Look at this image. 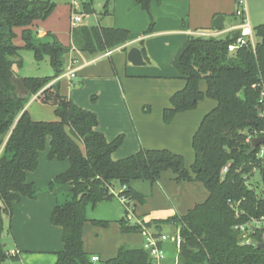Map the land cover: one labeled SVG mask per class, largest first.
<instances>
[{"label": "trees", "instance_id": "obj_1", "mask_svg": "<svg viewBox=\"0 0 264 264\" xmlns=\"http://www.w3.org/2000/svg\"><path fill=\"white\" fill-rule=\"evenodd\" d=\"M81 1L87 15L96 13L95 0ZM102 1L100 17L113 16L114 0ZM155 1L160 5L163 0H134L132 4L148 17L144 36L156 27ZM55 7L50 1L0 0V264L20 260L21 253L8 255L2 241L4 219L10 218L15 203L22 198H37L39 188L28 182V174L38 169L40 154L48 144L50 161L69 162L67 171L58 175L49 189L66 184L71 187L70 199L57 204L51 217L52 224L62 229L64 244V249L56 253L55 264H152L143 245L121 246L116 257L94 263L84 248L83 230L88 207L117 196L126 201L121 231L141 233V225H128L129 210L135 214L137 205L146 204L153 186L166 171L174 174L175 181L199 182L208 192L203 203L181 217L149 222L140 217L156 236L163 233V226L176 224L182 237L178 264H264V250L253 244L243 245L235 230L249 216L264 215V160L258 157L260 148L253 149L250 142L264 135V23L253 28L254 45L248 40L234 52L229 47L237 42L241 30L224 37L190 36L177 53L174 67L185 87L172 95L170 106L163 111L164 122L170 124L178 114L194 110L205 96L216 102L193 136L194 163L189 170L184 156L169 149L142 148L126 158L114 159L123 136L108 141L97 129L96 113L61 94L59 78L67 68L72 46L91 58L119 48L128 52L125 46L130 32L103 26L98 19L96 25L71 28V47L51 33L37 43V25L50 17ZM19 33L22 45L16 44ZM140 46L146 55L143 44ZM24 51L32 52L37 63L48 59L53 75L21 76ZM14 76L23 79L27 93H17ZM202 82L206 83L205 93ZM33 98L54 107L58 119L34 120L27 109ZM144 111L149 113L151 109L145 107ZM141 184L148 191L141 190ZM236 209L244 214L237 217ZM255 239L262 241L261 235Z\"/></svg>", "mask_w": 264, "mask_h": 264}, {"label": "crops", "instance_id": "obj_2", "mask_svg": "<svg viewBox=\"0 0 264 264\" xmlns=\"http://www.w3.org/2000/svg\"><path fill=\"white\" fill-rule=\"evenodd\" d=\"M133 2L134 0H114L113 16L106 18L114 19L116 12L123 14L128 7L135 11L128 16L129 19L124 24H119V18H117L115 22L105 26L115 25L116 28L130 32V41L125 46L128 51L133 47L141 49L140 45L143 44L146 51V55L143 53L146 65L141 67L130 65L127 60L128 52H124L123 48L113 51L114 55L104 54L97 58L85 57L87 54L78 52L85 63L77 66L80 59L77 54H74L73 58L77 61L74 64L77 77L74 81H69L73 88L63 91L60 85V92L77 106L96 113L97 129L108 141L123 136V144L114 154L115 160L133 155L142 148L169 149L182 155L181 152H185L184 146L190 142L189 137L193 139L199 128L197 122L200 121V116H205L211 111L216 106V102L210 100L209 109H211L205 114L203 111L197 115L186 113L172 125L163 123L162 112L170 106L172 95L185 87V81L179 78L174 67L175 57L190 36L215 33L224 37L233 31L240 30L242 18L235 15L237 1L163 0L160 5L155 1L153 10L156 16V27L148 36H144L148 27V18L139 13L140 9L144 12L142 8L132 7ZM218 15L226 16L225 29L214 32L212 31L213 21ZM248 18L250 21L249 8ZM45 29L43 22H39L36 29L38 39L45 38L47 35ZM16 44L20 45L17 41ZM103 57H109L112 65L106 60L99 62V59ZM167 76L170 78L177 76L179 80L156 79L168 78ZM59 80L62 84L63 80L68 79L60 77ZM202 83L201 90L206 92V83ZM31 102L38 103L36 98H33ZM145 107H150L151 111L144 113ZM49 148L48 145L40 154L38 169L28 174V182L35 183L39 188L37 198H22L15 203L10 218L4 219L5 230L2 241L5 247L8 246V242L13 245L10 249L6 248V251L21 253L20 260L12 264H28L27 254H52L53 256L48 261L43 260L42 264H55L56 253L64 249L62 229L52 224L51 217L55 206L68 198L71 187L66 184L50 190L49 186L58 175L67 171L69 162L50 161ZM2 150L3 147L0 149V154ZM174 178L171 171H166L153 186L151 196L146 204L142 205L141 215L146 222L155 219L164 220L173 216L181 217L208 198V192L203 184L177 182ZM138 187L144 192L148 191L146 185L141 184ZM106 205H108L106 202L99 203L97 205L99 210L94 213L95 216L107 213L106 219L114 218L110 210L105 212ZM165 227L163 226L162 232ZM84 248L89 253L85 239Z\"/></svg>", "mask_w": 264, "mask_h": 264}, {"label": "rangeland", "instance_id": "obj_3", "mask_svg": "<svg viewBox=\"0 0 264 264\" xmlns=\"http://www.w3.org/2000/svg\"><path fill=\"white\" fill-rule=\"evenodd\" d=\"M42 1H50L52 3H55L56 5L55 10L51 14V16L48 17L46 20L42 21L44 24V27L46 28L45 31L47 33H51L57 36L59 41L65 46L71 47L72 43H71V38H70V31H71L72 7L75 4H77L78 6H81L83 5V2L81 0H42ZM100 4H103L102 0L94 1V9L96 10V13L94 15H88L86 19L84 20V22L82 23V25L84 26L95 25L98 23L97 21L99 19L101 24L105 26L108 23L115 22L117 18H119V24H124L125 21L129 19L128 16L135 11V9H131V7H128L126 10L123 11V14L122 13L117 14L116 12V17L114 19L113 18L102 19L100 15L103 14V9H102V6H100ZM247 4H248L249 12H250L251 27L255 28L257 25L264 23V0H247ZM139 13L143 14L145 18H148L146 13L143 12L141 9ZM148 25H149V20H148ZM43 40L44 39H38L36 37L37 43L44 42L45 40L44 41ZM16 41L20 45L23 43L21 34H19ZM73 50L74 52L72 53ZM78 52H80L79 49L76 46H72L70 53H69V57H68L67 67L69 66V62L72 59L74 60L73 58L74 54H77L80 59L77 66L85 63V60H83L82 57H80ZM112 55H114V53H112ZM22 57L24 60V65L19 71L21 76L46 77V76L53 75V69L48 59H46L45 61L41 63H37L34 59L32 52L30 51H24L22 53ZM85 57H89V56L86 55ZM104 60L108 61L109 64L112 65V60L109 57H103L99 59V62H102ZM113 61L115 62L114 58H113ZM167 77L168 78H156V79L157 80H174V81L179 80L177 76L171 77V78L170 76H167ZM71 88L73 87H71L69 80H63L61 84V89L64 91V90H70ZM31 101H30L31 104H29L27 107H28V111L31 117L34 120L36 121H56L58 119L56 116L54 107L44 106L39 103L33 104V102ZM210 104H211L210 99H208L205 96L204 99L197 105V107L194 110L178 114L170 124H166L164 122L163 112H162V121L165 125H172L176 122V120H178V118L182 114L192 113V114L197 115L201 111H203L205 114L207 111L211 109V108L209 109ZM144 113L146 112L144 111ZM203 116L204 115L200 116V121L203 118ZM200 121L198 120L197 122L198 126L200 124ZM189 141H190L189 144L187 143V145L184 146L185 152L183 153L181 152V154L184 155L185 157V163H186L187 168L191 170V167L194 162L192 137H189ZM69 199H70V196L66 198V200H69ZM66 200H63L61 203H64ZM106 204L108 205H106L105 212H108L110 210L114 218L106 219L105 217L107 216L105 215H107V213L98 214L96 215L97 216L96 217L94 213L99 210L98 206L97 208H94L93 206L90 205V207L88 208V212H87V222L84 228V239L86 242L87 251L91 255L94 254V255L100 256L103 261L116 257L118 255V252L121 246L139 247V246H142L145 241V238L143 237L142 233H123L121 231L120 221H121V218L124 217L125 215V208L117 196H115L111 201H106ZM141 211H142V205L141 206L137 205L135 207V215L137 216L139 220L143 221L139 217V216L142 217ZM103 222H106V223L104 224ZM131 222L133 221H130V222L127 221L128 225H133ZM165 226L166 227L162 234L168 236L170 239L165 241L163 244V248L165 252L164 262H166L167 264H178L179 251L175 243H173L171 240V237H174L175 235H177L176 224L170 223ZM149 231L151 232V230ZM8 243L9 244L6 247L7 249H10L11 247H13L12 243L10 242ZM8 255L16 256L17 253H9ZM51 256L53 255L52 254H45V255L27 254V257L29 259L27 262L28 264H42L43 260L48 261V259ZM23 260H24V256H23Z\"/></svg>", "mask_w": 264, "mask_h": 264}, {"label": "built area", "instance_id": "obj_4", "mask_svg": "<svg viewBox=\"0 0 264 264\" xmlns=\"http://www.w3.org/2000/svg\"><path fill=\"white\" fill-rule=\"evenodd\" d=\"M72 16H71V26L72 28L82 26V23L88 16L83 8L82 5L78 6L77 4L73 5L72 7ZM236 14L238 17H241L244 22L240 28L241 30V36L238 38L237 42L229 47L230 52L236 51L239 47L245 45L247 41H251V43L255 44L254 39V32L253 28L251 27L249 18H248V4L247 0H237V10ZM198 36H218V34L215 33H204V34H198ZM74 50L72 51V53ZM112 52H108L107 55H110ZM77 61L72 59L69 62V66L66 68L65 72L62 74V78L68 79L69 81H74L77 77V70L74 68V64ZM262 95V103L264 104V90L261 93ZM261 116L264 117V109L261 113ZM264 136V135H263ZM252 142V140H250ZM260 152L258 154V157L264 160V145L259 146ZM228 171V168H224L222 170V174L225 175ZM248 185H250V181L247 182ZM122 203H125V199H120ZM233 206V204H232ZM237 217H240L244 214V211H240L236 209ZM128 219L130 221H135L137 224L142 226V235L145 238L144 241V248L148 251L149 256L151 258L152 264H165V252L163 248V244L165 241L169 240L170 238L166 235H159L156 236L153 232H150L148 228H146L143 224L144 222L139 220L137 216L134 214V212L130 209L128 213ZM235 230L239 233L242 244L243 245H252L254 242L256 243H264V215L260 217L255 216H249L245 222L238 223L235 226ZM261 235V240L259 241L255 239L257 236L259 237ZM171 240L175 245L177 246L178 251L180 250L181 243H182V237L180 235V230L178 229L177 235L174 237H171ZM92 262L98 263L100 262L99 256H92L91 258Z\"/></svg>", "mask_w": 264, "mask_h": 264}, {"label": "water", "instance_id": "obj_5", "mask_svg": "<svg viewBox=\"0 0 264 264\" xmlns=\"http://www.w3.org/2000/svg\"><path fill=\"white\" fill-rule=\"evenodd\" d=\"M226 20V16L224 15H218L213 21V28L218 31H223L225 29L224 22ZM127 60L128 63L135 67H141L145 66L146 62L144 60L143 52L140 48L133 47L131 48L127 53ZM64 58L62 59V62H64ZM12 81L17 87V93L23 94L27 93V89L24 85L22 78L13 77ZM252 147L253 149H257L259 146L264 145V136L253 138L252 139ZM253 246H255L258 249L264 250V243H256L254 242Z\"/></svg>", "mask_w": 264, "mask_h": 264}]
</instances>
